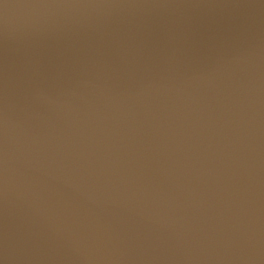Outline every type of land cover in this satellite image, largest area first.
Here are the masks:
<instances>
[{"label": "water", "instance_id": "water-1", "mask_svg": "<svg viewBox=\"0 0 264 264\" xmlns=\"http://www.w3.org/2000/svg\"><path fill=\"white\" fill-rule=\"evenodd\" d=\"M0 264H264V0H0Z\"/></svg>", "mask_w": 264, "mask_h": 264}]
</instances>
